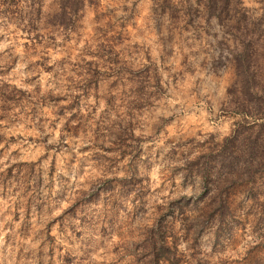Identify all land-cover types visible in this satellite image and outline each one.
<instances>
[{"label":"rangeland","instance_id":"374dc122","mask_svg":"<svg viewBox=\"0 0 264 264\" xmlns=\"http://www.w3.org/2000/svg\"><path fill=\"white\" fill-rule=\"evenodd\" d=\"M220 1L0 0V264H264V0Z\"/></svg>","mask_w":264,"mask_h":264},{"label":"trees","instance_id":"16d2710c","mask_svg":"<svg viewBox=\"0 0 264 264\" xmlns=\"http://www.w3.org/2000/svg\"><path fill=\"white\" fill-rule=\"evenodd\" d=\"M208 2H211L212 4H213V6H215V2H217V0H207ZM221 3H222V5L225 7V8H228V4L231 2V0H221L220 1ZM237 3H240V0H236V4ZM210 8V7H209ZM213 9V8H212ZM214 10V9H213ZM255 126H257V127H262V126H264V122L263 123H259V124H257V125H255ZM253 145V147H255V148H258V145H259V143H258V138H255V141L252 143ZM258 157H259V155L256 157L257 159H258ZM254 160V163H255V165H259V164H261V161L260 160H257L256 161V159H253ZM262 163H264V158H262Z\"/></svg>","mask_w":264,"mask_h":264}]
</instances>
